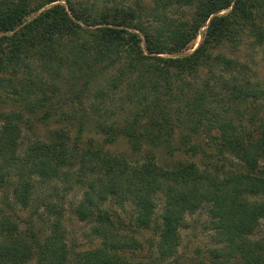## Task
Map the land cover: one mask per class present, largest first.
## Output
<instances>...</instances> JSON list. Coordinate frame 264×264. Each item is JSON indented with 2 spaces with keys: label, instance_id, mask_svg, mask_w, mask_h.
Masks as SVG:
<instances>
[{
  "label": "trees",
  "instance_id": "1",
  "mask_svg": "<svg viewBox=\"0 0 264 264\" xmlns=\"http://www.w3.org/2000/svg\"><path fill=\"white\" fill-rule=\"evenodd\" d=\"M105 3L89 8L81 1L0 0V74L30 72L36 65L37 79L20 80L23 101L32 99L44 120L54 111L58 84L65 86L70 111L60 115L77 129L73 138L68 130H53L46 140L31 139L20 147L21 130L14 121L20 116L6 119L0 126V190L11 188L15 202L24 206L34 177L73 180L85 188L73 213L93 224L100 242L66 261L58 218L45 236L28 229L22 236L0 213V264H141L127 256L139 247L137 241L122 232L119 216L109 218L101 204L126 206L133 226L146 230L154 222L157 196L162 206L151 264L174 255L183 217L198 210L210 217L217 244L213 264H264V238H253L264 222V175L258 165L264 153V115L257 117L264 91L243 76L245 66L213 52L220 43L249 39L264 47V0ZM198 35L197 47L184 54ZM0 81L12 89L10 78ZM249 99L251 105L257 101L248 120L255 142L228 117L232 112L242 118ZM87 126L100 135L99 146L81 145ZM174 133L178 151L197 162L159 161L146 148ZM117 138L126 141L127 155L104 150ZM205 139L214 145L213 152L203 148ZM223 151L239 153L243 169L210 162ZM45 207L59 216L54 206Z\"/></svg>",
  "mask_w": 264,
  "mask_h": 264
},
{
  "label": "rangeland",
  "instance_id": "2",
  "mask_svg": "<svg viewBox=\"0 0 264 264\" xmlns=\"http://www.w3.org/2000/svg\"><path fill=\"white\" fill-rule=\"evenodd\" d=\"M71 2L81 1L89 8H103L107 5L106 0H69ZM133 0H115V4L131 5ZM147 0H142L143 4ZM36 3V1H35ZM60 4H63L62 2ZM105 4V5H104ZM113 5V3L111 2ZM110 6V5H109ZM47 7V6H46ZM108 7V6H106ZM45 8V7H44ZM227 11H222L220 14H225ZM203 28L200 30V32ZM200 40V35L197 36L185 53L193 51ZM220 52L227 58L237 61L238 63L245 66V74L250 82L256 83L258 87L264 91V47L256 46L252 41L244 40L234 45L228 42L220 43L213 52ZM30 72L22 71L21 69L11 76L6 74H0V80L3 78H10L12 83V89L5 81H0V126L6 121V119H12L14 114L20 116L19 119L14 120L18 123L21 130L20 147L28 144V140H46L49 134L53 130H68L69 136L74 137L76 134V126L74 122L66 121L65 115H60L61 112L70 111L66 101V87H61L59 93L53 97V112H49L50 115L44 120L40 118L44 116L41 109L33 108L34 103L32 99L23 101L24 91L19 89L20 80H27L28 78L37 79L34 74L38 72L36 65H32ZM45 75H42L43 80L48 81ZM67 83V82H66ZM7 86V87H6ZM11 89V90H10ZM15 90V91H14ZM249 99L245 105L246 112L242 118H237L234 113H228V117L233 121L234 124H242L245 128L247 135H250L249 140L255 142L256 138L253 135L254 127H249L248 122L252 112H255L254 107L257 103ZM250 103V104H248ZM257 117L264 115V100L259 103ZM28 108L33 109L32 111ZM243 107L240 106L239 110ZM238 119V120H237ZM68 120V119H67ZM212 133V132H211ZM201 140H204L202 138ZM218 137V136H217ZM206 138V137H205ZM205 139V146L203 148L207 152H213L214 145L208 144L209 140ZM101 137L98 135L92 127L87 126L81 135V145L84 147L91 142L90 147L99 146ZM221 139H217L214 142H220ZM201 141L199 142L202 145ZM166 145H169L167 148ZM180 140L177 133H174L169 139L163 141L161 145L153 148L151 146L146 147L151 150L156 158L165 160V162L176 160H187L197 162V159H191L187 154L178 151ZM145 149V147H143ZM104 150L113 154H128V145L122 138H117L111 145L104 147ZM168 151L171 156L168 155ZM221 157L215 158L210 161L215 164L216 167L230 168L236 170H242V164L238 162V154L236 152L225 153L221 152ZM237 154V155H236ZM139 157V155H138ZM258 165L260 166L261 175H264V153L258 158ZM10 180H15L11 177ZM11 181V182H12ZM33 190L30 192V196L26 201V205L22 206L16 203L13 198V192L11 188L0 190V213L2 216L9 218L19 230L21 235L26 234V230H31L37 233L38 236H45L48 231L50 223L58 218L61 225V231L63 234V244L66 251V261H71L73 254L76 252L86 251L93 249L99 245V238L94 232H92L93 224L89 221H79L73 210L82 198V192L84 187L78 186L73 183V180H41L40 178H33ZM162 197L157 196L155 199L156 208L154 212V222L146 230H139L133 226L130 220L131 210L124 206V209H120L110 201H105L101 204L103 210L107 211L109 218H113V215L119 216L123 231L126 235L133 237L137 243V248H132L127 251V256L130 260L135 262H141V264H151L153 258L157 256L156 253V241L158 238V226L160 224V211L162 206ZM48 206H54L56 211L59 213L48 212L46 209ZM117 216V217H118ZM184 226L178 229L177 233L179 236V245L175 248V253L172 257L166 259L160 264H213L215 263L214 249L217 248V244L213 239V231L210 229L208 224L210 217L206 215L204 210H198L192 215H185ZM264 238V222H261V226L258 229V233L253 237ZM42 239V237H40ZM26 249L29 250L31 255L33 249L30 244L26 245ZM28 264H33L31 260ZM71 264V263H68ZM227 264H240L237 260L236 263L233 261L227 262Z\"/></svg>",
  "mask_w": 264,
  "mask_h": 264
}]
</instances>
